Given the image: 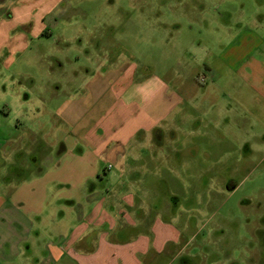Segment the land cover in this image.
<instances>
[{"label": "crops", "instance_id": "crops-1", "mask_svg": "<svg viewBox=\"0 0 264 264\" xmlns=\"http://www.w3.org/2000/svg\"><path fill=\"white\" fill-rule=\"evenodd\" d=\"M62 5L63 0H0V67L12 64L19 52L27 54V62L33 41L50 35L46 18ZM222 16L227 20L219 23L217 53L206 49L200 59L205 61L208 54L217 59V67H207L214 76L209 83L201 85L194 79L199 67L189 64L190 52L174 51L168 56L169 66L157 71L153 60L144 63L139 44L130 41L132 37L138 43L147 37L151 41V36L161 33L171 36L178 46V26L172 31H149L150 37L124 34L121 51L94 55L93 65L88 56L82 74L71 72V82L77 87L56 109L67 126L66 135L41 143L38 153L42 157L33 150L32 145L39 142L34 135L30 147L16 138L0 137V157L4 156L0 170L7 159L22 155L24 147L30 148L27 155L33 153L37 165L17 181L10 176L19 170L16 163H8L7 173H2L0 264H66L68 258L73 264H159L161 256L167 260L173 256L171 248L180 241V233L160 218L161 208L154 211L161 177L152 172L141 175V169L161 158L168 164L174 159L176 151L168 149L175 144L176 131L186 130L185 119L191 116L187 107L210 108L219 115L225 112L227 94L239 99L243 92L258 107L250 116L264 124V28L254 20L261 32L258 38H248L249 59L242 60L245 53L235 58L223 47L252 29L241 17L233 21L229 11ZM224 69L229 73L225 77ZM27 76L34 80L32 74ZM52 147L56 157L52 150L48 152ZM115 167L117 173L106 175V170ZM64 190H80L87 208H80L72 195L64 196ZM176 202L175 197L169 200L171 206ZM48 234L56 240L45 241ZM40 251L42 262L37 258Z\"/></svg>", "mask_w": 264, "mask_h": 264}, {"label": "rangeland", "instance_id": "rangeland-1", "mask_svg": "<svg viewBox=\"0 0 264 264\" xmlns=\"http://www.w3.org/2000/svg\"><path fill=\"white\" fill-rule=\"evenodd\" d=\"M225 11L230 12L233 21L243 18L252 32L245 31L238 42L223 47V51L229 49L235 58L245 53L242 60L249 59L246 52L251 44L246 41L258 38L261 32L254 20L264 28V0H63L62 8L46 18L50 35L33 41L27 62V54L19 52L12 64L0 67V137L16 138L30 147L34 135L39 141L32 145L37 154L44 141L56 142L65 136L67 126L56 109L77 87L71 82V72L82 74L89 64L88 56L93 65L96 62L92 56L121 51L124 34L144 33L147 37L149 31H172L178 26V46L171 36L161 33L151 36V41L148 37L139 43L135 37L130 41L139 44L144 63L153 60L157 71L169 66L168 56L174 51L190 52L189 64L199 67L194 79L201 85L209 83L214 76L207 67H217L213 54L217 53L216 40L221 37L219 23L227 20L222 16ZM206 49L214 53L200 61ZM222 71V76L229 75L228 69ZM225 84L228 88V81ZM199 100L204 104L202 98ZM223 103L225 112L219 115L210 108L204 111L203 107H187L191 116L185 119L186 130L176 131L175 144L168 149L176 151L174 159L168 164L161 158L140 171L141 175L152 172L161 177L154 211L161 208L160 218L180 233V241L171 248L173 256L169 260L161 256L159 264H264V124L250 116L258 107L243 92L239 99L227 94ZM22 149V155L7 159L0 179L10 162L19 168L10 175L16 181L33 172L37 166L31 158L33 153L27 155L30 148ZM50 151L56 157L55 148ZM106 172L117 173L116 167ZM63 194L72 195L80 208H87L80 190H64ZM172 197L177 202L171 206ZM48 235L45 241L56 240ZM41 255L43 252L37 253L42 262ZM68 259L66 264H73Z\"/></svg>", "mask_w": 264, "mask_h": 264}, {"label": "flooded vegetation", "instance_id": "flooded-vegetation-1", "mask_svg": "<svg viewBox=\"0 0 264 264\" xmlns=\"http://www.w3.org/2000/svg\"><path fill=\"white\" fill-rule=\"evenodd\" d=\"M262 242H263V244H264V240H263Z\"/></svg>", "mask_w": 264, "mask_h": 264}, {"label": "built area", "instance_id": "built-area-1", "mask_svg": "<svg viewBox=\"0 0 264 264\" xmlns=\"http://www.w3.org/2000/svg\"><path fill=\"white\" fill-rule=\"evenodd\" d=\"M201 80H203V79H201Z\"/></svg>", "mask_w": 264, "mask_h": 264}]
</instances>
